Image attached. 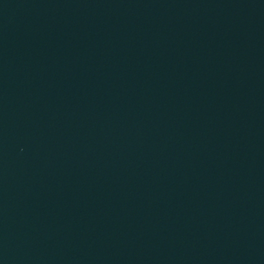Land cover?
Instances as JSON below:
<instances>
[{"label":"water","instance_id":"1","mask_svg":"<svg viewBox=\"0 0 264 264\" xmlns=\"http://www.w3.org/2000/svg\"><path fill=\"white\" fill-rule=\"evenodd\" d=\"M0 264H264V0H0Z\"/></svg>","mask_w":264,"mask_h":264}]
</instances>
